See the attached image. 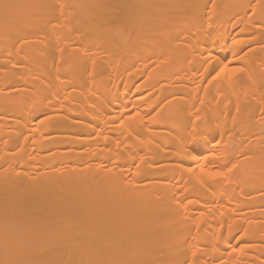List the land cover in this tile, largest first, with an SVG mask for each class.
I'll use <instances>...</instances> for the list:
<instances>
[{"label": "bare ground", "instance_id": "6f19581e", "mask_svg": "<svg viewBox=\"0 0 264 264\" xmlns=\"http://www.w3.org/2000/svg\"><path fill=\"white\" fill-rule=\"evenodd\" d=\"M4 2L0 261L264 264V0Z\"/></svg>", "mask_w": 264, "mask_h": 264}, {"label": "snow or ice", "instance_id": "6c2138e0", "mask_svg": "<svg viewBox=\"0 0 264 264\" xmlns=\"http://www.w3.org/2000/svg\"><path fill=\"white\" fill-rule=\"evenodd\" d=\"M2 6L5 10L14 7V5H12L11 3L8 2H4ZM240 43L239 41H233V44H238ZM227 71L229 73V81L232 80L233 76H235L238 73H243L245 70L243 67H235V68H229L228 65H225L224 67L220 68V71L216 73V77H219L221 75V73ZM215 79V78H214ZM137 116H139V113L136 114ZM129 119H133V117H129ZM143 122V121H141ZM148 123L149 124H155L157 123V118L155 116L149 117L148 119ZM125 124V121L121 120V127H123ZM106 139V138H105ZM216 153L212 152L211 153V158H216ZM210 157H205V160H208ZM237 167L236 164H232L231 167H225L224 170H210V169H206L203 163L199 164V172L203 175L209 176L210 178H212L213 180H215L216 178H220L223 180H227L229 177V174L232 173L233 169H235ZM186 171L188 172H192L193 169L192 168H188L186 169ZM201 186H203V182H201ZM233 251H236V249H233ZM0 264H18V262H14V261H0ZM90 264H105V262L102 261H97V262H90Z\"/></svg>", "mask_w": 264, "mask_h": 264}, {"label": "clouds", "instance_id": "9594fccd", "mask_svg": "<svg viewBox=\"0 0 264 264\" xmlns=\"http://www.w3.org/2000/svg\"><path fill=\"white\" fill-rule=\"evenodd\" d=\"M230 84H234L235 80H232L229 82ZM196 137H193V140H195ZM204 166L206 169H211L210 165L215 166L214 162L211 160H205L203 162ZM191 176H192V180L195 184H201V182H208V181H214L212 178H210L209 176L203 175L199 172V168L197 169H193V171L191 172ZM220 179V178H216L215 180Z\"/></svg>", "mask_w": 264, "mask_h": 264}]
</instances>
